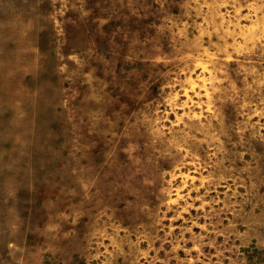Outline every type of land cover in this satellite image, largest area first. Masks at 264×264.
I'll use <instances>...</instances> for the list:
<instances>
[{
    "label": "rangeland",
    "instance_id": "rangeland-1",
    "mask_svg": "<svg viewBox=\"0 0 264 264\" xmlns=\"http://www.w3.org/2000/svg\"><path fill=\"white\" fill-rule=\"evenodd\" d=\"M0 264H264V0H0Z\"/></svg>",
    "mask_w": 264,
    "mask_h": 264
}]
</instances>
